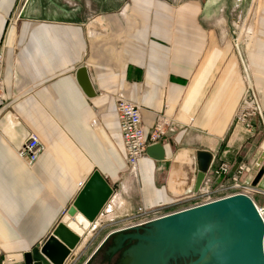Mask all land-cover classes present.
<instances>
[{"label": "crops", "instance_id": "obj_1", "mask_svg": "<svg viewBox=\"0 0 264 264\" xmlns=\"http://www.w3.org/2000/svg\"><path fill=\"white\" fill-rule=\"evenodd\" d=\"M21 1L0 0V264L43 246L95 173L118 190L67 264H126L105 240L136 226L139 207L196 193L203 154L209 170L252 156L264 169V0L243 39L230 0ZM247 84L263 113L252 136L235 120ZM119 97L139 106L147 139L159 115L175 128L148 144L134 180ZM32 134L46 152L30 169L18 152ZM258 175L242 181L264 191Z\"/></svg>", "mask_w": 264, "mask_h": 264}, {"label": "water", "instance_id": "obj_2", "mask_svg": "<svg viewBox=\"0 0 264 264\" xmlns=\"http://www.w3.org/2000/svg\"><path fill=\"white\" fill-rule=\"evenodd\" d=\"M201 159L196 192L209 170L210 156ZM263 175L264 169L257 180ZM117 190L93 174L44 245L24 256V264H66ZM110 239V257L125 250L126 264H264V222L243 194L125 228L110 234L105 243Z\"/></svg>", "mask_w": 264, "mask_h": 264}, {"label": "built area", "instance_id": "obj_3", "mask_svg": "<svg viewBox=\"0 0 264 264\" xmlns=\"http://www.w3.org/2000/svg\"><path fill=\"white\" fill-rule=\"evenodd\" d=\"M2 59L0 57V100L3 98L4 82L1 75ZM244 105L236 116V124H240L250 136L254 133L253 119H262L263 113L259 104V93L255 86L247 84L245 88ZM116 110L119 119V130L123 138L126 160L129 174L137 177V166L146 156L149 143H157L166 138L168 134L174 132L173 121L165 115H159L151 130L149 139L145 136L142 122L141 109L138 105L119 97L116 102ZM46 149L41 144L39 137L32 134L31 138L19 150V157L22 158L30 169L38 163ZM250 162L240 163L236 172L233 173V165L224 161L208 170L198 192L189 198L180 199L171 206H161L156 208L139 207L136 216L139 219L136 226H144L150 222L171 214L184 211L190 208L210 204L218 200L238 194L248 196L254 203L260 218L264 222V191L254 186L252 183L242 182L241 178L246 176L250 181L262 170V163L256 160L255 156ZM219 181V184H216ZM85 184H79L80 191ZM1 264H13V260L6 259Z\"/></svg>", "mask_w": 264, "mask_h": 264}, {"label": "rangeland", "instance_id": "obj_4", "mask_svg": "<svg viewBox=\"0 0 264 264\" xmlns=\"http://www.w3.org/2000/svg\"><path fill=\"white\" fill-rule=\"evenodd\" d=\"M32 1L33 0H22L20 9L24 5H26V3L28 2L31 3ZM34 1H35V4L38 1H41L42 8L44 7L47 8L46 5H49L51 9L53 6L55 7L57 5V0H34ZM258 5H259L258 0H230V6L228 7L230 10L229 15L231 16V19H232L231 22L234 25V30L236 32V35L240 36L241 39H243L245 36L248 38L252 37L253 31H254L255 16L257 13ZM0 57L3 61L4 60L3 55H0ZM19 119H20L19 116H17L16 120H19ZM243 178H247V177L243 176L241 180H243Z\"/></svg>", "mask_w": 264, "mask_h": 264}, {"label": "bare ground", "instance_id": "obj_5", "mask_svg": "<svg viewBox=\"0 0 264 264\" xmlns=\"http://www.w3.org/2000/svg\"><path fill=\"white\" fill-rule=\"evenodd\" d=\"M119 200H120V202H121V199H119V198H118V200H117V201H116V200H114V202H113V206H116V205L118 204Z\"/></svg>", "mask_w": 264, "mask_h": 264}, {"label": "flooded vegetation", "instance_id": "obj_6", "mask_svg": "<svg viewBox=\"0 0 264 264\" xmlns=\"http://www.w3.org/2000/svg\"><path fill=\"white\" fill-rule=\"evenodd\" d=\"M107 243V242H106ZM106 243H105V245H106ZM93 263V262H92Z\"/></svg>", "mask_w": 264, "mask_h": 264}]
</instances>
